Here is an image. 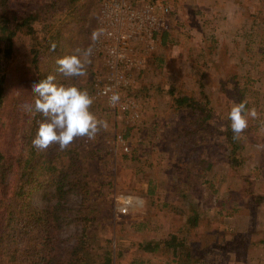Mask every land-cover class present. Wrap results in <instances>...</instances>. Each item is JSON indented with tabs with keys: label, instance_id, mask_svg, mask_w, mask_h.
<instances>
[{
	"label": "rangeland",
	"instance_id": "obj_1",
	"mask_svg": "<svg viewBox=\"0 0 264 264\" xmlns=\"http://www.w3.org/2000/svg\"><path fill=\"white\" fill-rule=\"evenodd\" d=\"M102 1L81 0L88 4V11H79L78 18L86 13L85 22L80 23L72 19L67 0H11L12 10L19 18L42 4H56L34 24L35 38L20 34L16 39L14 58L7 63L9 94L21 92L23 86L14 72L22 70L34 56L48 66L56 63L57 58H52L49 51V36L60 29L65 31L69 43L58 52V58L74 54L76 48L90 45L94 48L87 74L70 79L61 75L60 84L76 86L80 90L85 88L93 98V81L105 71L102 59L95 52L96 42L93 44L91 40L92 33L99 29ZM128 1L137 5L162 3L170 6L171 15L164 32L168 37L164 43V33L159 35L155 49L148 54L143 51L142 43L135 44L146 57L147 64L134 73L135 85L124 97H135L141 116L139 120L122 113L116 115L105 102L93 98L99 109L96 117L108 123L107 129H102L94 139H83V146L89 153L99 152L94 162L98 174L91 181L93 197L87 204L92 209V213H88L95 218L93 227L89 228V233L96 236L93 247H97L100 254L105 250L116 254L123 252L125 256L119 264H126V258L135 251L138 242L160 240L173 234L178 222L172 206L177 203L178 214L188 213L192 205L204 219L198 239L192 234L190 240L191 246L198 247L199 244L207 249L204 264H264V127L261 126L264 122V0ZM201 84L217 109L212 125L220 128V132L226 129L225 121L234 104L246 102L247 109H256L258 118L248 117V128L241 137L246 158L243 174L253 182L255 194L263 197L261 203L245 197L242 192L244 182L232 178L228 166L223 163L216 164L208 176L215 184L216 192L203 184L200 197H194V189L188 191V200L182 201L178 196L174 186L185 188L190 182L186 168L181 164L182 156L175 154L173 135L180 116L172 108V98L166 91L173 86L177 92H189L199 97ZM35 98L33 94L30 100L19 104L18 111L25 112L23 105L33 104ZM24 134L21 130L20 139L25 137ZM116 134L126 136L131 154L116 150ZM206 138L194 157L200 155L209 159L212 143H225L221 135L208 133ZM190 159L187 157L183 163ZM58 186L35 190L33 205L57 207L59 199L53 194L59 191ZM62 188L69 192L70 186L63 184ZM149 190L154 193L151 195ZM120 196L134 199V205L126 215H120L117 209L116 198ZM83 205L86 204L81 195L75 191L68 193L66 200L61 201L63 211L59 215L64 220L74 217ZM226 211L234 215L222 220L221 213ZM80 230L78 223L68 225L66 221L56 228V234L64 240L63 244L71 243ZM147 258L149 264H178L171 254H151ZM184 262L191 263L187 259Z\"/></svg>",
	"mask_w": 264,
	"mask_h": 264
},
{
	"label": "trees",
	"instance_id": "obj_2",
	"mask_svg": "<svg viewBox=\"0 0 264 264\" xmlns=\"http://www.w3.org/2000/svg\"><path fill=\"white\" fill-rule=\"evenodd\" d=\"M55 4H42L33 12L19 18L12 10L11 0H0V264H95V259L102 264H119L125 254L123 252L116 254L112 250H105L100 254L98 248L93 247L96 242L95 234L89 233L95 218L90 215L92 209L87 204L93 197L91 181L98 174L94 162L99 152L89 153L86 150L83 139L88 140L87 138H76L63 151L59 150L58 145H52L46 151L34 148L32 140L44 118L34 111L33 113L18 111L19 104L33 97L30 90L34 83L53 75L54 83L61 85L62 76L57 72L58 65L52 62L53 64L48 66L36 55L23 65L22 70L14 72V76L23 86L21 92L9 94L7 90L9 86L7 63L14 58L16 39L20 34L35 38L37 29L34 24L42 15L52 11ZM67 5L74 21L85 22L88 4L81 0H67ZM80 10H86L82 18H78ZM167 37L168 34L164 33V43ZM53 43L56 45L54 51L51 50ZM68 43L65 31L58 29L52 33L49 36V51L52 58L58 59V52H61L63 46ZM200 88L199 97L189 92H177V88L173 86L166 91L172 98V108L178 111L180 116L173 135L175 154L182 156L181 164L186 168L190 182L184 186L185 188L174 186L178 196L182 201L188 200V191L194 189V197H200L203 184L216 192L215 184L208 180V176L216 164L223 163L228 166L232 178L244 182L242 192L245 197L251 202L261 203L263 197L255 194L253 182L243 174L246 158L243 155L242 137L233 140L228 116L224 131L220 132V128L212 125L217 117V109L213 106L203 84ZM90 110L95 116L99 111L95 103ZM21 130L25 132V137L20 139ZM208 133L221 135L225 143H212L209 159L200 155L194 157L202 147V142H206ZM189 156L191 159L183 163ZM194 176L195 178H192ZM40 178L43 182H39ZM56 184L59 185L57 187L59 191L53 195L59 199L58 206L35 207L32 203L33 192ZM63 184L70 186L69 192L62 190ZM70 191L81 195L86 205H83L74 217L64 220L59 215L60 211H63L61 201L66 200V195L71 193ZM149 193L152 195L154 190H149ZM172 207L173 213L177 212L178 222L173 234L160 240L138 242L135 251L126 258L128 260L126 264H149L147 256L159 253L171 254L173 261H178V264H187L184 259L190 260V264L205 263L207 249L201 248L199 244L198 247L190 244L192 234L193 238L198 239L199 230L203 228L204 223L197 207L191 205L188 213L182 211L180 214L177 203ZM221 214L222 220L226 216L234 215L230 211ZM66 221L68 225L78 223L81 230L74 241L63 244L64 240L57 237L56 228L59 229Z\"/></svg>",
	"mask_w": 264,
	"mask_h": 264
},
{
	"label": "built area",
	"instance_id": "obj_3",
	"mask_svg": "<svg viewBox=\"0 0 264 264\" xmlns=\"http://www.w3.org/2000/svg\"><path fill=\"white\" fill-rule=\"evenodd\" d=\"M170 6L162 3L137 5L128 0H103L100 5L99 29L103 34L95 43V52L103 61L104 70L93 81V98L103 101L116 115L120 113L133 120L140 119L139 106L132 96H125L135 85L134 73L145 67L146 57L135 44L142 43L145 54L152 53L158 36L167 28ZM119 94V101L109 97ZM116 150L131 154L132 148L123 134L115 135ZM120 215H126L134 205L131 196L116 198Z\"/></svg>",
	"mask_w": 264,
	"mask_h": 264
},
{
	"label": "clouds",
	"instance_id": "obj_4",
	"mask_svg": "<svg viewBox=\"0 0 264 264\" xmlns=\"http://www.w3.org/2000/svg\"><path fill=\"white\" fill-rule=\"evenodd\" d=\"M103 29L92 33L93 44L99 40ZM56 49L55 43L51 50ZM94 48H76L74 54L65 55L56 60L57 72L64 78L83 77L91 64ZM55 76L48 75L45 79L32 85L31 91L36 97L33 104H25L27 112H36L42 115L43 121L39 124L35 138L32 140L34 148L46 151L52 145H58L60 151L66 150L76 138L94 139L102 129H107V121L99 120L90 110L93 98L86 90L76 86H63L54 83ZM119 101V94L109 97V102ZM258 118L255 108L247 109L246 102L234 104L229 113L230 128L233 140H239L241 134L248 128V117ZM264 127V122H262Z\"/></svg>",
	"mask_w": 264,
	"mask_h": 264
}]
</instances>
